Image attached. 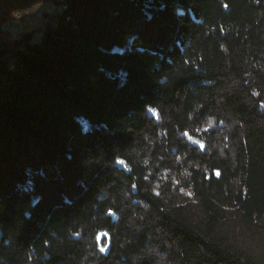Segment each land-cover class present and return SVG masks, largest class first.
I'll use <instances>...</instances> for the list:
<instances>
[{
  "label": "trees",
  "instance_id": "1",
  "mask_svg": "<svg viewBox=\"0 0 264 264\" xmlns=\"http://www.w3.org/2000/svg\"><path fill=\"white\" fill-rule=\"evenodd\" d=\"M0 264H264V0H0Z\"/></svg>",
  "mask_w": 264,
  "mask_h": 264
},
{
  "label": "rangeland",
  "instance_id": "2",
  "mask_svg": "<svg viewBox=\"0 0 264 264\" xmlns=\"http://www.w3.org/2000/svg\"><path fill=\"white\" fill-rule=\"evenodd\" d=\"M45 9H50V7H45L42 6L40 7L34 15L25 18V17H19L17 15H14V17H10L9 20L10 21V34L13 38H18L21 35L22 29H21V25H24V28L26 30H30L33 29L35 30V35L34 38L38 39V37L40 36L39 32L43 29V27L45 26V22H46V17L44 15V10ZM23 28V27H22ZM163 259L160 260L161 263Z\"/></svg>",
  "mask_w": 264,
  "mask_h": 264
},
{
  "label": "snow or ice",
  "instance_id": "3",
  "mask_svg": "<svg viewBox=\"0 0 264 264\" xmlns=\"http://www.w3.org/2000/svg\"><path fill=\"white\" fill-rule=\"evenodd\" d=\"M121 163H123V161H121Z\"/></svg>",
  "mask_w": 264,
  "mask_h": 264
}]
</instances>
